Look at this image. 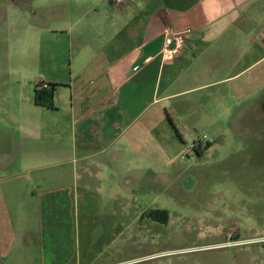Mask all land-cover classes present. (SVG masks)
Returning <instances> with one entry per match:
<instances>
[{
  "label": "rangeland",
  "instance_id": "rangeland-1",
  "mask_svg": "<svg viewBox=\"0 0 264 264\" xmlns=\"http://www.w3.org/2000/svg\"><path fill=\"white\" fill-rule=\"evenodd\" d=\"M6 6L8 0H0ZM6 18L0 14V264H264V126L232 119L203 123L210 110L183 107L199 94L175 96L150 111L158 113L155 139L135 140L136 126L127 133L109 131L111 140L101 143L95 160L109 163L104 178L120 185L90 182L91 188L79 191L78 207L66 214L73 227L61 247L41 249L38 231L11 235L23 226L24 218L11 213L25 191L38 194L40 176L59 169L44 167L74 155L67 134H58L66 126L54 127L67 120L47 111L40 119L47 128L35 131L30 149L16 155L11 69L26 71L24 93L34 94L39 36L21 17ZM77 20L75 31L88 18ZM195 142L202 155L189 149ZM28 225L40 229L36 218Z\"/></svg>",
  "mask_w": 264,
  "mask_h": 264
},
{
  "label": "crops",
  "instance_id": "crops-1",
  "mask_svg": "<svg viewBox=\"0 0 264 264\" xmlns=\"http://www.w3.org/2000/svg\"><path fill=\"white\" fill-rule=\"evenodd\" d=\"M37 3L34 8L32 0L31 5L30 0H8L6 8L0 7L6 20L21 17L28 30L39 36L34 94L24 93L26 71L11 69V127L16 133L12 141L19 145L16 155L26 153L35 131L47 128L40 120L44 112H55L67 120L53 125L66 126L58 134H67L74 157L44 167L59 169L40 176L43 189L38 194L25 191L15 204L11 216L24 219L11 235L39 233L41 249L52 250L58 243L61 247L73 227L72 217L66 214L78 207L79 191L91 188L90 182L107 184L109 189L120 185L104 178L109 163L95 160L101 143L111 140L109 131L127 133L136 126L135 140L155 139L158 113L150 111L175 96L199 94L183 107L210 110L203 123L232 119L249 127L264 126V0ZM85 16L88 20L75 31L77 19ZM55 24L58 27L53 28ZM164 31L186 32L183 47L170 61L161 52ZM40 82L59 85L53 108L35 104ZM80 175L86 176L82 187ZM67 177L73 183L65 182ZM34 218L38 230L28 225Z\"/></svg>",
  "mask_w": 264,
  "mask_h": 264
},
{
  "label": "built area",
  "instance_id": "built-area-1",
  "mask_svg": "<svg viewBox=\"0 0 264 264\" xmlns=\"http://www.w3.org/2000/svg\"><path fill=\"white\" fill-rule=\"evenodd\" d=\"M116 4L122 3L124 0H114ZM162 38V55L163 59L166 61H170L173 58V55L177 53L184 45L186 40V32L172 33L169 31H164L161 35ZM139 66H135V70L138 69ZM40 90H47L50 88L49 83L40 82L39 83ZM202 147V144L199 142H195L190 145L189 149L191 151H195L196 149ZM264 240V239H263Z\"/></svg>",
  "mask_w": 264,
  "mask_h": 264
},
{
  "label": "trees",
  "instance_id": "trees-1",
  "mask_svg": "<svg viewBox=\"0 0 264 264\" xmlns=\"http://www.w3.org/2000/svg\"><path fill=\"white\" fill-rule=\"evenodd\" d=\"M50 88L47 90H40L39 84L37 86V89L35 91V104L38 106L46 107V108H53V98L54 93L56 90V87L59 86L58 84H49ZM211 146V144L208 145L207 149ZM195 152L198 155H202L204 152V149L201 147L196 149ZM161 213L165 214V212L160 211Z\"/></svg>",
  "mask_w": 264,
  "mask_h": 264
}]
</instances>
